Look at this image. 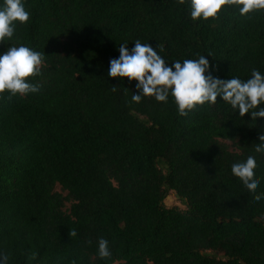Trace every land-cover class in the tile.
Here are the masks:
<instances>
[{"label":"trees","instance_id":"trees-1","mask_svg":"<svg viewBox=\"0 0 264 264\" xmlns=\"http://www.w3.org/2000/svg\"><path fill=\"white\" fill-rule=\"evenodd\" d=\"M22 2L30 19L0 42V54L23 44L44 63L29 79L38 92L0 94L7 264H264V153L254 150L264 117H241L220 97L179 117L171 97L136 103L135 80L108 76L120 45L131 50L137 39L169 66L203 55L206 75L264 74V12L225 8L194 22L176 0ZM249 155L255 193L231 173ZM168 191L183 209L164 206ZM99 238L109 242L107 259L97 255Z\"/></svg>","mask_w":264,"mask_h":264},{"label":"clouds","instance_id":"clouds-1","mask_svg":"<svg viewBox=\"0 0 264 264\" xmlns=\"http://www.w3.org/2000/svg\"><path fill=\"white\" fill-rule=\"evenodd\" d=\"M178 5H190V19L208 21L219 19L225 8L235 9L234 14L248 17L252 13L264 12V0H176ZM30 13L22 0H3L0 4V42L11 40L17 24H27ZM127 43L119 47V57L110 60L108 76L112 78H127L135 80L138 94L131 100L140 103L142 98L152 97L157 102L167 103L169 98L175 106L179 117H186L200 106L215 105L217 97L222 98L231 109H238L243 117L250 113L253 120L264 117V74L252 69L246 80L238 77L220 79L213 77L209 70V61L198 55L194 59L175 60L169 66L166 60L151 45L135 40L129 50ZM160 51H163L161 48ZM44 54L31 47L20 44L9 46L0 54V94L7 92L8 99L16 96H26L36 93L40 85L29 82V79L41 74ZM116 89L113 88V91ZM259 110H256L258 109ZM261 143L255 146V152L264 153V134L259 136ZM256 158L249 155L245 160L231 165V173L238 178L242 185L255 193L259 180L255 176ZM255 200L262 199L256 195ZM76 231L70 230L69 236L75 237ZM32 253L31 259L36 258ZM97 255L101 259L111 256L109 242L104 238L98 239ZM8 255L0 253V264H7Z\"/></svg>","mask_w":264,"mask_h":264},{"label":"rangeland","instance_id":"rangeland-1","mask_svg":"<svg viewBox=\"0 0 264 264\" xmlns=\"http://www.w3.org/2000/svg\"><path fill=\"white\" fill-rule=\"evenodd\" d=\"M223 143H225L228 146V149L231 151H235L234 146L231 142L223 140ZM55 191L59 192L62 196H64L66 193L59 189L58 186H55ZM163 204L165 207H177L179 209H183V206L180 204V202L176 199L174 196V193L172 191H168L166 196L163 199ZM68 206V203H65V208Z\"/></svg>","mask_w":264,"mask_h":264}]
</instances>
